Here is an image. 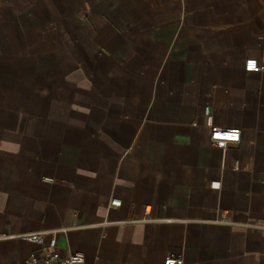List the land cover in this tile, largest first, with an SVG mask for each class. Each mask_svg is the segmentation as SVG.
I'll return each instance as SVG.
<instances>
[{
    "label": "crops",
    "instance_id": "crops-1",
    "mask_svg": "<svg viewBox=\"0 0 264 264\" xmlns=\"http://www.w3.org/2000/svg\"><path fill=\"white\" fill-rule=\"evenodd\" d=\"M248 58L264 0H0V264L43 256L11 237L41 230L85 264H264ZM206 108L236 146L210 145Z\"/></svg>",
    "mask_w": 264,
    "mask_h": 264
},
{
    "label": "built area",
    "instance_id": "built-area-1",
    "mask_svg": "<svg viewBox=\"0 0 264 264\" xmlns=\"http://www.w3.org/2000/svg\"><path fill=\"white\" fill-rule=\"evenodd\" d=\"M262 66H260L256 59L248 58L244 62V70L248 72H259L261 71ZM205 126L209 130V141L210 145L213 147L220 148L225 150L230 146H236L241 139V129L239 128H225L220 127L212 122V118L209 114V110L205 109ZM194 124V123H193ZM195 125V124H194ZM50 181V179H46ZM121 202L119 200L113 199L110 200L111 206H120ZM144 213H148V208L144 209ZM146 219H143L144 221ZM57 230H41L34 232H26L11 237H18L30 244L34 245H47V252L41 256L37 257L30 255L26 259L17 263L10 264H85L84 254L81 252H70L67 256H62L56 248V238L55 234ZM50 235V238L47 240V236ZM10 237V235H0L1 238ZM182 255L170 254L166 256L163 260V264H183Z\"/></svg>",
    "mask_w": 264,
    "mask_h": 264
}]
</instances>
